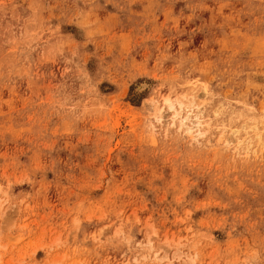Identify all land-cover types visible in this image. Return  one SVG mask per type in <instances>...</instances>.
<instances>
[{"label": "rangeland", "instance_id": "374dc122", "mask_svg": "<svg viewBox=\"0 0 264 264\" xmlns=\"http://www.w3.org/2000/svg\"><path fill=\"white\" fill-rule=\"evenodd\" d=\"M0 264H264V0H0Z\"/></svg>", "mask_w": 264, "mask_h": 264}, {"label": "bare ground", "instance_id": "6f19581e", "mask_svg": "<svg viewBox=\"0 0 264 264\" xmlns=\"http://www.w3.org/2000/svg\"><path fill=\"white\" fill-rule=\"evenodd\" d=\"M141 86L138 88V91H141L143 90L146 86L145 85H142L140 84ZM168 109V110H171L172 112H174V117L175 118H178L181 116V113L179 112V110H182L184 107H183V104L182 103H175V102H172L170 101L169 99H164V106L162 109ZM186 109H188V107H186ZM162 118V116L160 115L157 120L160 121V119ZM191 119V113L190 111L188 112V115L186 116V118L183 119V121H189ZM182 121V123H183ZM194 126L190 127V126H187V131L190 135H192L193 138H197L199 137L201 134L199 132V129H201V125H202V121L200 119H198V117L196 118V121L195 122H191ZM184 125H186V123H183Z\"/></svg>", "mask_w": 264, "mask_h": 264}]
</instances>
